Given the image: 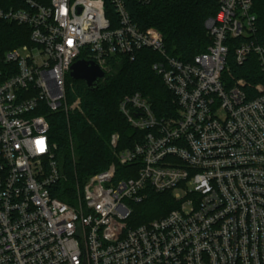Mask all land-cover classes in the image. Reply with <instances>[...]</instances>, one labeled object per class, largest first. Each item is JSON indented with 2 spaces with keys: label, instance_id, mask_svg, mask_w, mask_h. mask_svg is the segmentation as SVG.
<instances>
[{
  "label": "built area",
  "instance_id": "1",
  "mask_svg": "<svg viewBox=\"0 0 264 264\" xmlns=\"http://www.w3.org/2000/svg\"><path fill=\"white\" fill-rule=\"evenodd\" d=\"M0 22L26 25L29 43L6 50L0 63V264H264V82L249 85L227 65V38L238 64L264 43L252 0H218L204 27L211 43L192 61L166 54L162 34L132 22L125 0H18ZM148 4L150 0H132ZM143 48L172 94L175 113L158 117L139 92L119 101L130 126L144 132L131 147L110 136L111 161L75 180L71 201L53 195L66 173L55 157L47 114L81 112L66 99V77L79 59L105 73L116 55ZM152 190L177 206L130 225L132 205Z\"/></svg>",
  "mask_w": 264,
  "mask_h": 264
},
{
  "label": "trees",
  "instance_id": "2",
  "mask_svg": "<svg viewBox=\"0 0 264 264\" xmlns=\"http://www.w3.org/2000/svg\"><path fill=\"white\" fill-rule=\"evenodd\" d=\"M46 4L48 0H35ZM252 14L255 15V31L248 39L257 44L264 43V0H252ZM106 16L116 22V12L110 0H104ZM125 6L133 23L139 28H156L163 37L167 55L181 62L192 61L198 53L204 52L211 43L204 21L215 17L218 0H150L148 4L125 0ZM23 5L18 0H0V8L18 9ZM30 29L14 22H0V61L3 53L11 48L29 43ZM246 38H227V65L235 78L249 85L264 82V71L255 54L251 53L242 64L234 58V49ZM162 56L148 48L135 53L129 60L125 55H116L115 73L100 79L97 88L89 90L82 80L69 78L66 84V99L70 104L77 98L81 112L62 111L47 114L50 124L51 142L56 144L55 157L66 173L53 192L63 200L71 201L75 180L103 170L111 161L110 136L119 134L118 148L131 147L140 142L144 132L130 126L119 112V101L127 95L139 92L147 98L158 117L175 113L172 94L165 87L162 78L152 69V64L162 60ZM2 64L0 63V68ZM67 78V79H68ZM177 206L171 193L148 191L147 197L132 205L130 225L138 226L152 219L166 215Z\"/></svg>",
  "mask_w": 264,
  "mask_h": 264
},
{
  "label": "water",
  "instance_id": "3",
  "mask_svg": "<svg viewBox=\"0 0 264 264\" xmlns=\"http://www.w3.org/2000/svg\"><path fill=\"white\" fill-rule=\"evenodd\" d=\"M104 71L94 62L79 59L70 66L69 76L73 80H82L89 90L97 88V83L104 77Z\"/></svg>",
  "mask_w": 264,
  "mask_h": 264
},
{
  "label": "rangeland",
  "instance_id": "4",
  "mask_svg": "<svg viewBox=\"0 0 264 264\" xmlns=\"http://www.w3.org/2000/svg\"><path fill=\"white\" fill-rule=\"evenodd\" d=\"M48 3V2H47ZM46 3V4H47ZM18 47V46H17ZM105 75H104V78L103 79H105V77L107 76V75H110V74H113V73H115V61H109V62H107V64L105 65ZM70 78V76H69V74L67 75V77H66V84H67V81L69 80V78ZM68 78V79H67ZM70 80H71V78H70Z\"/></svg>",
  "mask_w": 264,
  "mask_h": 264
}]
</instances>
